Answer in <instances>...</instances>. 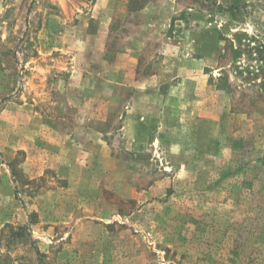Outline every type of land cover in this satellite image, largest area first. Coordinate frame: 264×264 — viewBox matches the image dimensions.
Returning <instances> with one entry per match:
<instances>
[{"label": "rangeland", "instance_id": "rangeland-1", "mask_svg": "<svg viewBox=\"0 0 264 264\" xmlns=\"http://www.w3.org/2000/svg\"><path fill=\"white\" fill-rule=\"evenodd\" d=\"M0 264H264V0H0Z\"/></svg>", "mask_w": 264, "mask_h": 264}]
</instances>
